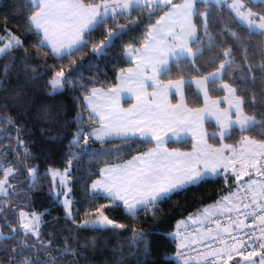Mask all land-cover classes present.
Segmentation results:
<instances>
[{
	"label": "trees",
	"instance_id": "1",
	"mask_svg": "<svg viewBox=\"0 0 264 264\" xmlns=\"http://www.w3.org/2000/svg\"><path fill=\"white\" fill-rule=\"evenodd\" d=\"M78 1L93 7L116 0ZM182 1L117 12L86 32L75 50L56 56L32 24L38 7L31 0H0V45L1 37L8 33L20 41L0 57V177L4 167L14 162L25 178L29 166H35L36 174L25 186V205L41 214L37 239L22 229L0 238V264H179L174 235L178 222L238 187L240 181L232 174L208 178L133 212L90 189L105 166L151 150L155 142L141 137L86 141L100 125L86 98L96 88L109 89L118 83L119 72L133 66L126 50L144 46L152 27ZM247 4L264 16V3ZM195 9L196 35L190 49L196 55L170 62L160 79L185 81L187 106L202 108L204 97L197 80L228 60L222 78L207 81V94L223 98V85H229L243 100L245 115L257 123L246 129L232 128L224 141L237 145L250 137L264 142V34L240 23L228 7L199 2ZM118 31L122 33L106 53L97 55L94 49ZM57 73L64 74L63 87L54 91L52 79ZM220 130L214 122H206L211 144L222 143ZM167 145L190 151L194 142L187 138ZM66 167H70L72 218L66 217L63 205L55 199L48 172ZM100 215L111 217L118 225H81Z\"/></svg>",
	"mask_w": 264,
	"mask_h": 264
},
{
	"label": "crops",
	"instance_id": "2",
	"mask_svg": "<svg viewBox=\"0 0 264 264\" xmlns=\"http://www.w3.org/2000/svg\"><path fill=\"white\" fill-rule=\"evenodd\" d=\"M31 1L38 7L31 19L34 28L42 34L44 44L56 56H63L79 47L84 42L86 32L95 28L101 20L132 7L168 4L172 0H162L161 3L153 0L144 3L140 0H116L93 7H86L78 0ZM187 2L183 0L171 6L152 27L144 46L126 50V56L133 66L119 72L115 86L96 88L86 98L90 112L100 121V125L87 136L89 140L141 137L155 142L151 150L125 162L105 166L97 178L102 181L100 188H94L98 180L91 184L92 193L108 196L123 206L124 202L150 205L196 184L190 181V168L193 166L190 158L194 149H170L167 143L191 138L196 144L197 137L206 132L207 121L214 122L220 128L225 122L220 113L223 103L208 96V80L205 78L197 80V83H202L200 91L204 97V106L198 109L188 107L185 102V81L163 82L160 79L170 62L194 55L190 43L196 32V9L195 3ZM173 17L177 20L174 21ZM223 87L227 94L228 86ZM230 93L234 95V92ZM251 189L255 194H264V188ZM237 202L222 210L230 209ZM203 217L201 220L193 219L189 226H181L176 231L178 245L184 243L180 237L181 229L194 224H199L200 229L197 237L188 242L190 245L207 240L215 233L225 232L205 228L202 225ZM239 258L242 261L243 257L236 256L231 264H240ZM252 261L258 264L257 259Z\"/></svg>",
	"mask_w": 264,
	"mask_h": 264
},
{
	"label": "rangeland",
	"instance_id": "3",
	"mask_svg": "<svg viewBox=\"0 0 264 264\" xmlns=\"http://www.w3.org/2000/svg\"><path fill=\"white\" fill-rule=\"evenodd\" d=\"M142 3L150 2V0H140ZM158 1L162 0H153ZM215 3L228 7L236 16V18L252 31L264 34V16L251 9L247 2L264 3V0H188L189 3ZM165 4V3H164ZM128 6V5H123ZM205 19V15L202 16ZM174 19V17H173ZM177 20L176 18L174 21ZM196 35V32H195ZM194 35V36H195ZM3 44L0 45V57L11 47L20 43L19 39L11 33L1 37ZM196 53L191 58H194ZM228 60L221 64L220 68L210 73L206 80H218L223 76V71ZM63 73H57L52 79L54 91H59L63 87ZM200 82V81H199ZM197 83L199 90L202 83ZM228 91L225 98H217L216 102H222L220 113L225 119L221 126L218 136L222 139L220 145L211 144L205 134L197 137L196 144L193 146V155L190 158L191 173L190 181L199 183L208 178H216L221 175L232 174L240 183L250 185L253 189L264 188V142L257 141L250 137H244L243 140L235 145L224 141V138L231 133L232 128L238 127L246 129L257 120L253 117L245 115L243 112V100L236 95L235 90L227 84ZM231 90V91H229ZM234 92V95H231ZM108 126L106 125V128ZM89 141V139H86ZM36 172L35 166H29L28 178L22 172L17 163H12L4 167V173L0 177V238L8 236L11 232L19 229L24 230L28 236L37 239L40 235L41 214L30 211L26 204L25 186L29 184ZM52 177L53 194L55 199L63 205L66 217H73L72 210V186L70 178V167L63 169L50 168L48 170ZM99 179V178H98ZM96 179V181L98 180ZM102 186V181L98 180L94 188L98 189ZM92 188V187H91ZM238 200L237 188L223 196L217 203L204 206L201 210L181 219L176 227V231L181 226H189L193 219L201 220L210 217L215 213H223L227 207L232 206ZM124 207L128 212L136 211L147 205H134L124 202ZM226 211V210H225ZM81 225L86 227L107 228L117 226L118 223L107 215H100L91 221H84ZM174 232V235L176 234ZM240 264L241 258L238 259ZM179 264H207L205 258L190 261H178ZM256 263V262H255ZM254 261L249 264H255Z\"/></svg>",
	"mask_w": 264,
	"mask_h": 264
},
{
	"label": "built area",
	"instance_id": "4",
	"mask_svg": "<svg viewBox=\"0 0 264 264\" xmlns=\"http://www.w3.org/2000/svg\"><path fill=\"white\" fill-rule=\"evenodd\" d=\"M237 192V205L203 220L205 228L225 230L222 234L215 233L190 245L188 242L197 237L200 225L181 229L184 243L178 245V261L205 258L207 264H231L236 256H256L258 264H264V194L253 193L245 183H239Z\"/></svg>",
	"mask_w": 264,
	"mask_h": 264
},
{
	"label": "water",
	"instance_id": "5",
	"mask_svg": "<svg viewBox=\"0 0 264 264\" xmlns=\"http://www.w3.org/2000/svg\"><path fill=\"white\" fill-rule=\"evenodd\" d=\"M122 33V31H118L113 33L111 36H109L100 46H98L97 48L94 49V52L101 56L103 54L106 53L107 49L112 45V43L120 36V34ZM256 256H252V257H243L242 261L243 262H249L252 260H255Z\"/></svg>",
	"mask_w": 264,
	"mask_h": 264
}]
</instances>
